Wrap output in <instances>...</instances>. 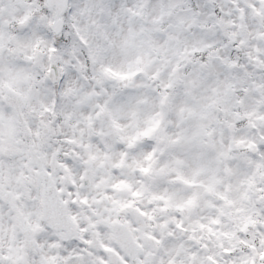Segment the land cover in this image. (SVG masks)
<instances>
[{"label":"snow or ice","instance_id":"6c2138e0","mask_svg":"<svg viewBox=\"0 0 264 264\" xmlns=\"http://www.w3.org/2000/svg\"><path fill=\"white\" fill-rule=\"evenodd\" d=\"M0 264H264V0H0Z\"/></svg>","mask_w":264,"mask_h":264}]
</instances>
